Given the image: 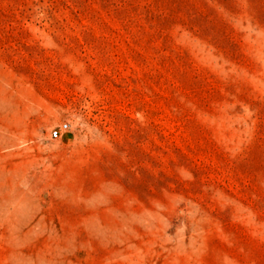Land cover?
<instances>
[{
  "label": "rangeland",
  "instance_id": "obj_1",
  "mask_svg": "<svg viewBox=\"0 0 264 264\" xmlns=\"http://www.w3.org/2000/svg\"><path fill=\"white\" fill-rule=\"evenodd\" d=\"M0 264H264V0H0Z\"/></svg>",
  "mask_w": 264,
  "mask_h": 264
},
{
  "label": "built area",
  "instance_id": "obj_2",
  "mask_svg": "<svg viewBox=\"0 0 264 264\" xmlns=\"http://www.w3.org/2000/svg\"><path fill=\"white\" fill-rule=\"evenodd\" d=\"M69 127V124L68 123H64L62 124L61 126H59L58 128H55L52 133H51V138L53 139H57L59 138L61 135H62V132L64 130H67Z\"/></svg>",
  "mask_w": 264,
  "mask_h": 264
},
{
  "label": "crops",
  "instance_id": "obj_3",
  "mask_svg": "<svg viewBox=\"0 0 264 264\" xmlns=\"http://www.w3.org/2000/svg\"><path fill=\"white\" fill-rule=\"evenodd\" d=\"M68 135H66L65 137H67Z\"/></svg>",
  "mask_w": 264,
  "mask_h": 264
}]
</instances>
